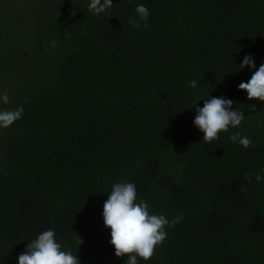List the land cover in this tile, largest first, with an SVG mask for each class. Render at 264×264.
I'll return each mask as SVG.
<instances>
[{"label":"trees","instance_id":"trees-1","mask_svg":"<svg viewBox=\"0 0 264 264\" xmlns=\"http://www.w3.org/2000/svg\"><path fill=\"white\" fill-rule=\"evenodd\" d=\"M89 3L0 0V110L24 109L0 128V264L49 229L81 264H125L102 215L118 182L183 216L138 264H264V102L238 89L264 63V0H112L99 16ZM138 4L147 28L129 23ZM221 96L246 118L209 144L195 108Z\"/></svg>","mask_w":264,"mask_h":264},{"label":"clouds","instance_id":"clouds-1","mask_svg":"<svg viewBox=\"0 0 264 264\" xmlns=\"http://www.w3.org/2000/svg\"><path fill=\"white\" fill-rule=\"evenodd\" d=\"M113 7L112 0H90L88 10L99 16ZM75 13H73L74 15ZM135 16L129 18V23L134 28L143 26L147 28V20L150 16L149 9L144 4H138L135 8ZM58 41H51L55 47ZM255 69V63L250 55H246L240 65V69ZM189 86L195 88L197 81L192 80ZM241 91L247 92L249 100L264 102V63L254 71L251 79L241 82L238 86ZM203 107L195 108V118L193 124L204 134L203 141L211 144L218 139V134L227 132L229 127L237 128L246 118L241 109L233 110V101L225 97H213L203 99ZM0 102L7 104L9 95L7 89L0 92ZM27 102V101H25ZM197 104V103H196ZM195 104V105H196ZM23 107L15 110H0V128H8L15 121L22 118ZM249 111L255 112L256 106H249ZM235 144L248 148L251 145L249 137L235 132L229 136ZM252 173L246 172L244 180L251 183ZM264 179V168L255 175L256 182ZM241 191H246L240 185ZM103 221L106 228L110 229V244L115 249L117 258L127 256L125 264H138V258L149 261L158 246H161L167 238L166 227H172L183 220V216H178L169 221L162 214H153L149 205L140 200L137 202L136 185L131 182L114 183L108 199L103 206ZM73 237L80 246L83 240L73 233ZM79 249V248H78ZM18 264H81L77 254L65 249L56 239L55 231L46 230L38 234L31 240L26 249L18 256Z\"/></svg>","mask_w":264,"mask_h":264}]
</instances>
